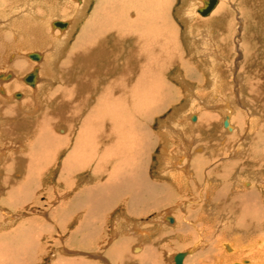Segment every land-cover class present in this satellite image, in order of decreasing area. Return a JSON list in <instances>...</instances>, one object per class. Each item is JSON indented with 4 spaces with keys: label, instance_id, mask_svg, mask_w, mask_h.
Masks as SVG:
<instances>
[{
    "label": "bare ground",
    "instance_id": "6f19581e",
    "mask_svg": "<svg viewBox=\"0 0 264 264\" xmlns=\"http://www.w3.org/2000/svg\"><path fill=\"white\" fill-rule=\"evenodd\" d=\"M43 1L47 3L43 6L47 14L59 16L49 22L48 35L45 24H41L42 26L38 24V20L44 19L40 17L42 11L37 6L39 0L34 2L22 0V5L14 13L12 11L6 21H0V65L6 61L12 69L7 70L9 72H0V133L4 131L8 136L13 134L15 138L18 136L20 138L22 133L25 134V137L24 134L21 136L22 141H16L17 145L9 147L6 151L2 150L0 171L3 169L6 174L12 170L16 181L20 177L23 179L25 173H31L33 169L42 168L43 162L55 158L54 164L59 165L57 174L61 179L57 183L67 185L70 182L68 184L70 187L77 170H83L88 164L90 165L88 180L83 181L84 175H82L78 183L83 182L85 186L90 183V185L83 187L80 184L82 187L76 189L73 196H67L64 202L58 204L59 208L56 211L75 210L81 214L90 211L87 220L92 221L90 228L93 234H96V231L99 233L101 227L99 224L110 219L109 215H106L109 205L114 202L113 199H116L117 204L120 199L125 198L123 206L127 210V214L123 211L116 219L117 222L115 221L118 227L115 230L117 234L119 231H124L119 227L123 217L126 218L130 214L131 219L135 221L134 213L144 215L147 208L159 209L163 205L175 203L179 216L174 231L180 236L179 244L183 245L182 248H187L191 244L201 245L199 248L201 251L193 250L189 258L186 256V259L183 254L182 264H191V262L264 264V173L256 174L255 180H246L241 174L243 169H240L249 163L248 153L256 154L259 160H264V148L262 150L260 148L264 145L261 139L264 134V102H260L262 100L260 90L264 89H260V84L251 79L250 74H247L243 67L241 73L236 74L235 82L232 81L238 99L242 102L248 100L244 103L248 107L245 112L248 113L249 120L244 111L240 112L230 104L226 105L227 107L216 104L224 96L227 97L224 86L226 83L224 84L223 80L226 74L225 67L220 65L226 61V58L223 59L221 56V44L212 37V29H207L208 31L203 33H209L211 38H214L211 39L212 49L207 56L210 58V61L208 59L206 62L208 69L204 71L206 73L204 75L211 83L209 93H206L203 85L197 82L198 75L189 68L185 69L183 74L177 70L180 73L177 78L181 77V88H174L175 86L173 87L170 82L164 81L165 67L168 64H177L180 67L179 61L183 59L182 51L177 48L179 39L175 20L170 18V7L167 6L170 0H99L93 8L92 15H88L87 11L94 0H70L73 4L69 0H54L56 4L53 0H50L51 4L48 3L49 0ZM197 1L199 0L192 5L194 0H186L185 6L177 9V16L185 24L187 31L191 21L197 20L196 14L200 16L199 10L204 9L210 0L202 1L203 8L195 7ZM216 2L208 15H201L205 18V22L200 24H213L218 19L214 15L220 16L223 0ZM190 5L193 10H189ZM60 23L63 26H56ZM80 24L83 27L79 33L77 32L78 37L75 42L71 44ZM6 28L9 29L6 30L7 33L4 31ZM238 35L239 44L243 37L241 38V33ZM198 37L199 34L192 39L198 41ZM196 45L199 43L197 42ZM49 47V51L53 53L48 57L46 52ZM19 49H26L28 53L21 55ZM196 50L198 55L206 58L203 54L205 49L197 46ZM14 53L15 58L12 59L11 55ZM33 55L39 58H32ZM57 65L60 74H57V71L55 74L52 71L46 72L48 68H57ZM32 74L34 80L30 84L26 79ZM186 78L189 79L186 81ZM22 81L25 86H29L28 89L24 87ZM190 81L198 86H192ZM228 84L231 85L229 82ZM232 88L229 91L233 90ZM15 92L22 93L15 94ZM234 92L231 94L234 95ZM177 93L178 96L180 94L184 96L186 102L184 106L189 105L192 111L186 114L184 109L179 110L180 106L176 110L177 115L174 110V116L169 119L173 124L164 122L163 132L157 135L152 129L153 120L168 107V103H172V99L175 100ZM247 95L251 98L248 99ZM228 97L231 100L233 98ZM17 112L21 113L18 118L23 119L17 118L18 122L15 124L13 121L17 117ZM184 114L186 118L183 117ZM180 116L184 118L183 127L179 122ZM258 116L263 120L261 126L258 125L257 120H252ZM11 118L14 120L12 121ZM241 118L243 121L240 123ZM238 124L241 126L240 130ZM64 127L70 129V135ZM181 127L184 129L179 133ZM236 131L242 136L239 144H233L232 141L237 139ZM176 133L180 134L178 141L186 147L173 145L174 139L171 141L169 135ZM163 138L165 146L161 150L160 172H158L162 176L156 180L149 173V161L155 148L163 143ZM203 138L204 142L207 138L213 143L216 139L217 152H213L208 145L203 144ZM249 138L251 141L248 143L246 141ZM199 143L200 145H197ZM67 150L65 159L61 163H56L60 161L61 153ZM13 158L16 165L11 168ZM91 165H95L94 169ZM259 168L260 165L256 167ZM244 171L246 175L249 173L248 170L244 169ZM99 177L101 182L99 180L96 183L95 178ZM6 179L2 180L3 183ZM20 184L22 181L20 183L16 181L11 189L7 188L10 192L7 193L6 190L4 195L9 198L15 196L17 192L19 203L23 205L27 199L29 201L31 192L30 188H25L27 190L21 193L20 188L24 186L20 187ZM2 187L4 185L0 184V192L4 190ZM73 187L75 186L70 188ZM38 188L40 189V185ZM57 193L59 194V191ZM163 193L166 194L164 198ZM178 199L181 201H176ZM186 199L189 203L182 204L181 202ZM4 214L8 215L6 212ZM85 215H81L79 223L77 222L79 231L84 229L83 225L86 224ZM163 217L169 225L177 222L173 216ZM31 226L29 229L33 230ZM127 231H125L126 235ZM136 232L140 233L135 231V234ZM123 233L119 236L121 238L119 242L113 244L114 247L108 248L107 245L109 250L105 249L104 259L108 258L115 264H149L155 260L154 257L139 255L136 256L138 258H133L131 253L139 254L142 249L133 247L132 252H128L126 242L122 240L125 237ZM30 234V240L18 244L17 249L13 248L12 243L6 245L4 241L5 244L0 247V264H14V260L22 264L34 261L37 237L34 238L36 236L34 231ZM128 234L131 235L129 232ZM29 236L23 232V239ZM95 237L85 236L87 242L91 240L89 238L95 239ZM7 238H10V235ZM85 238L81 240L83 245L86 243ZM86 249L83 252L77 251V255L68 256L72 257L70 259L63 258L64 263L93 264L80 255L86 254ZM155 251L156 248L152 250V256L157 254Z\"/></svg>",
    "mask_w": 264,
    "mask_h": 264
},
{
    "label": "rangeland",
    "instance_id": "374dc122",
    "mask_svg": "<svg viewBox=\"0 0 264 264\" xmlns=\"http://www.w3.org/2000/svg\"><path fill=\"white\" fill-rule=\"evenodd\" d=\"M98 1L99 0H94L93 3H91L89 5L90 8L87 11L88 15H90V14L92 15L93 8L95 7V4L98 3ZM202 1L203 0L197 1L199 5L197 4V6L195 5V7L203 8L204 6L202 4H204V3ZM33 2H34V0H33ZM39 2H37V3H39V5H37V6H38L39 10L42 11V13L40 14V17L42 16V18H44V19L41 21L38 20V22H39L38 24L39 25L45 24V30H46V33L48 35V24H49V22L55 18H59V16L55 15V14H52V15L47 14L46 13L47 10H45L43 7L45 4L47 5V3L43 0H39ZM51 2L52 1L49 0L48 3L51 4ZM69 2L71 4H73L70 0H69ZM185 2H186V0H170L169 2H167L168 8L170 7V18L175 20L174 24L176 25L177 30L179 31V32L177 31V37L179 39V42H178L179 45L177 44V46H178L177 48L180 52L182 51L183 59L179 61L180 67L177 64H175V65L168 64L165 67V69L163 71V80L170 82L173 87L175 86L174 88H181V86H182V83L180 82L181 77L177 78L180 75L179 71H177V70H180L183 74L185 69L189 68L191 70H194V72L198 75V81L197 82L200 85H203V89L205 88L206 93H209L210 88H211L210 87L211 83H209V81L207 80V76L204 75V73L208 69V63H206V62L208 61V59L210 61V58H208L207 56L210 55V50L212 49L211 39L215 38L214 39L215 41L216 40L220 41V42H217V41L216 42L221 44V50L220 51H222V53H221L222 58L223 59L226 58L225 59L226 61H224V63H221L220 65L222 67H225L224 73H226V74L224 75V79H223L224 84L225 83L228 84V82L231 84L230 86H229V84L224 85L226 88L227 97L228 96L233 97L235 95L233 97L235 99L233 100V98H232L233 101L231 100L230 97L227 98L224 96L223 98L218 100V103L216 102V104H219V105L224 106V107H227L228 104H230L236 110L239 109L240 112L247 111L246 109H248V107L245 106L244 102H247L248 100L246 99V101L242 102L240 99H238V94L236 92V88H235L233 82H235L236 74L241 73L242 67H243L246 70V73L250 74V76L249 75L248 76L251 77V79L256 80V82H258L260 84V86H261L260 89H264V88H262V87H264V0H223V3L220 6V11H219L220 16L214 15L215 18L218 17L219 21L217 19V20H215V22L213 24H207V23L200 24L201 22H205V20H204L205 18H202L201 15L199 16L196 14L197 20H195L193 22L191 21L190 28L188 29V31L186 30V27H184L185 24L177 16V9L182 8V6H185ZM195 2H196V0H194L192 5L195 4ZM53 3L56 4V1L54 2V0H53ZM8 5H11V6L8 7ZM20 5H22V0H4V1L0 0V11H1L0 21H3V22H4V20L6 21L9 18L11 12L13 11V13H14V11L17 10ZM74 5H75V3H74ZM201 5H202V7H201ZM6 8H7V10H6ZM34 8H36V7H34ZM69 10L71 11L72 9H69ZM189 10H193L191 8V5L189 7ZM38 17H39V15H38ZM79 27L77 28L76 33H74L73 39L71 40V44H73L75 42L74 40L77 39V37H78L77 35L83 26L81 27V24H80ZM178 27H179V29H178ZM207 29H212L213 34H211V35L214 38H211V35L209 33L203 34L204 31H208ZM6 30H9V29H7V28L4 29V31L7 33ZM180 32H181V34H180ZM240 33H241V38L243 37L242 38L243 40L241 41V43L238 44L237 43V41L239 40L238 34H240ZM198 34H199V37L197 38L198 41L192 39L193 37H195ZM197 42L199 43V45H196ZM222 42L224 45L223 47H222ZM197 46H199L200 49H202V48L205 49V52L203 53V54H205L204 55V57H206L205 59L203 57H201V55H198L199 54L198 50H196ZM180 47H181V49H180ZM47 50H45V52L47 51L46 53H47V56L49 57L53 52L49 51L50 47ZM19 51H20L19 53L21 55L28 53V51L26 49H19ZM257 54H258V56H257ZM13 55H15V53L12 54L11 57ZM250 56H252V57H250ZM14 58L15 57L13 56L12 59H14ZM60 63H59V66H61ZM225 63H227V64L225 65ZM244 64L246 65L245 67H244ZM59 66L57 65V68H53V67H51V69L48 68L46 70V72L52 71L53 74H55L57 71V74L58 73L60 74ZM9 67H10L9 63H7L6 61L3 62L0 65V72H9L7 70H12ZM232 67H234V68H232ZM195 69L197 70V72L195 71ZM259 69L261 72L258 71ZM256 73H258V74H256ZM261 73H263V75ZM176 74H177V76H176ZM255 75H256V78H255ZM44 78L47 80V77L44 76ZM203 78H205L206 80ZM188 79L186 78V81ZM201 79H203V80H201ZM261 81H263V82H261ZM201 82H202V84H201ZM189 83L193 84L192 86L197 85L192 81H190ZM262 83H263V85H262ZM22 84L24 85V87H26L28 89L29 86L28 87L25 86L26 84L23 81H22ZM231 88L233 90L229 91V89H231ZM231 91L232 92L235 91L234 95H232L233 93ZM260 92H262V94H261L262 100L260 102H264V98H263L264 97V90H260ZM18 93H22V92H15V94H18ZM178 95H179V93H177L176 97H174L175 100L172 99L171 100L172 103H168V107L165 108L164 111H162L159 114V116L154 118V120H153L154 122L152 123V129L157 135L159 132H163L162 126H163L164 122H166V123L169 122L168 124H171V125L173 124L171 122V120H169V119H171V117L174 116V112L176 110H178L180 106L181 107L179 110L184 109L185 110L184 112L186 114H190L188 112L192 111L189 105L187 107L184 106L186 103L184 96H181V94H180V96H178ZM248 95H247V98L248 97L251 98V96H248ZM13 100L15 101L14 98H13ZM211 102L213 103V100ZM175 107L177 109H174ZM217 112H218V110H217ZM175 113L177 114V111ZM218 113H220V112H218ZM19 114H21V113L17 112V117L14 118L15 120L13 118H11L12 121L14 120L13 121L14 123L18 122L17 118H18ZM186 114L183 115V117L185 116L184 118H186ZM245 114L248 115L247 112H245ZM247 115H246V118L248 119L249 115L248 116ZM183 117L180 116V119H179V122H181L182 127H183V120H184ZM224 118H225V115L223 114L222 119L224 120ZM254 118L255 119H252V120H257L258 125H260L261 121H263L261 119L262 117L258 116V117H254ZM22 119L20 118V120H22ZM3 121H4V118H3ZM241 121H243L242 118H241V120H239V122L241 123ZM160 122H162V123H160ZM237 126H238V129L240 130L241 126L239 124ZM247 126L249 127V125H247ZM182 127L179 128V130L184 129ZM248 127H247V129H249ZM64 128L67 129V132L69 131V135H70V129L68 127H64ZM16 133H18V131H16ZM172 133H173V131H172ZM179 133H182V130L179 131ZM179 133L169 135V139L170 140L174 139L173 141L172 140L171 141H172V143L174 142L173 145H176L177 147L178 146L186 147V145H184L178 141V138L180 135ZM23 134L24 133H22V135ZM63 134H64V132H63ZM214 134H216V133L214 132ZM235 134L234 135H235V137H237V139H232L233 144L234 143L239 144V140L242 138V136L240 135V133L238 131H236ZM19 135H21L20 132H19ZM263 135H262L263 138L261 137L262 141H264ZM21 136H20V138H19V136H18V138H15V137H13V134L8 136V134H6L4 131H2L0 133V155H1V153H3L2 150L6 151V149H8L9 147L17 145L15 143H17L18 141H20V140L22 141ZM23 137H25V134ZM220 138L222 139L221 135H220ZM211 141L212 140H209L206 138L205 139L206 143H205L204 138H203V144L208 145V148L210 147L213 152H217V148L215 146H216L218 141L216 139H215V143H213ZM250 141L251 140L249 138L246 142L249 143ZM19 143H21V142H19ZM197 145H200V143ZM164 146H165V140L163 138V143L159 144V146L157 148H155V150L151 154V159L149 161V163H150V165H149V171L150 172L149 173H150L151 177L153 179H156V180H158L159 178H161L160 176H162L158 172H160V170H159L160 169V159L159 158L161 155L162 147H164ZM263 146L260 147L261 150H262V148H264ZM67 152H68V150L66 152H64L63 154L61 153L60 161L56 162V163H61L65 159L64 155H67L66 154ZM248 156L250 159L249 163H247V165L242 164L243 166L240 169H243V172L241 174L244 177V179H246V180H250V179L255 180L256 174H263L264 173V160L263 161L259 160L256 157V154H249L248 153ZM14 159L15 158L12 159L13 162L11 163L12 164V166H10L11 168L15 167V165H16L14 163ZM54 159L55 158H53L52 160L43 162V164H42L43 170H42V168H39V169L37 168L35 170L33 169L31 171V173L30 172L25 173V177L23 176V179H22V177H20L21 180H20V178L18 179L20 181L16 180L18 183H20L22 181V184H20V187L24 186L23 188H20L21 193L24 190L25 191L27 190L25 188H30L29 191L31 193L29 195L31 197L29 196V198H30L29 201L27 199V202H25L23 205L21 203H19L20 200H18V195H16L17 192L15 193V196L9 197V198L4 195V194H6L5 192H6L7 188L11 189V186H14V183L16 182L14 180V179H16V178H14L16 176L12 173L13 171L10 170L6 174H4L5 172H3V169H2V171H0V173L3 172V174L2 173L0 174V184H2V186L4 185V187H2V189H4V190H2V192H0V244L3 243L0 245V247L3 246L5 243H6V245L8 243H12L13 248L17 249L19 247V245L23 244L24 241L27 242L28 240H30V236H29V235H31L30 232L32 233L34 231V234L36 235L34 238L37 237L36 238L37 239V242H36L37 245L34 249V261L29 262L27 264H58V262L60 264H66V263H64L65 261H63V258L70 259L72 257L69 258L68 256L77 255L78 254L77 251L80 250L81 252H83L84 249L90 248V247H91L90 249H86V250L91 251V252L88 253L86 251V254L81 253L80 254L81 257L86 258V260L88 259V261L93 263V264H115L111 260H109L108 258L104 259L103 253H104L105 249L109 250V249H107V247H108L107 245H109L108 248H110V247H114L113 244H116L117 242H119V240L121 239L119 236L122 232H124L123 234L125 235L124 239H122V240H125L126 247H127V248L126 247L125 248L128 250V252L131 253L132 252L131 248H133V247H141V249H142V251L139 254L132 252L131 253L132 257L138 258V257H136L138 255L139 256H145L148 258L154 257L155 260H153L149 264H175V258L178 254H185V258L187 259V257L188 258L190 257V253L193 252V250L197 249L194 252L201 251L199 249L201 245H197V246L195 245L194 246L191 244V245H188L187 248H182L183 245L179 244L180 241H178V240H179L180 236L176 231H174V228H176L178 225V216H179V211L176 208L175 203L174 204H166L165 206L163 205V207L159 208V209L147 208L145 210V214H144L145 216L140 214V213H134L133 212L135 215V221L131 219L132 217L130 214L126 218L123 217L121 219V221H123V222H121L120 225L119 224L118 225H119V227H122L123 229L122 228L121 229L124 231H122V232L119 231L120 233L118 232V234H117V233H115L116 232L115 230H117L118 227H116L115 221H116V219H118L119 216H121L123 211H125V213H126L127 210H125V207L123 206L125 203L124 202L125 198L120 199L119 202H117V204L115 201L116 199H113L114 202H112V204L109 205V207L107 209L108 213L106 215V216L109 215L108 217H110V219L106 222H103V220H102L103 223L101 222L102 224H99L101 226L99 233L95 230L96 234H93L92 233L93 231L91 230V228H88L89 225L85 224V223L83 225L84 229L79 231V228H78L79 226H78L77 222L79 223V221L81 219L80 218L81 215H85V213L81 214V212H78L75 210H71L72 212L66 211V209H59V211H56V209L58 210V208H59L58 206L60 205V203L65 201V198L67 199V196H70V195L73 196L74 192L76 193V189L82 187L81 185H83V182L78 183L82 179V175H84L83 181L88 180V174L90 173V171H88V170H89L90 165L87 164V166L83 170H77L78 172L75 174V177L72 178L71 181H73V182L70 185V187L71 186H75V187L70 188L68 185L70 182L67 185L65 183H61V184L57 183V181L59 182V181H61V179H59V174H57V173H59V169H58L59 165L56 166L54 164V161H55ZM236 160L238 161V157H236ZM190 161H192V158ZM217 165L218 164H216L215 167H217ZM259 165L261 168L256 169V167ZM94 166H92V169H94ZM49 169H52V170L49 171ZM244 169L249 171V173H247V175L244 173L245 172ZM8 173L10 176L8 175ZM41 173H43V174H41ZM54 173L57 175L55 176ZM53 174H54V176H53ZM4 175L7 177V179H6V177H4ZM21 175L22 174H20V176ZM46 175H48V177H46ZM8 176L10 178H8ZM79 176H81V177H79ZM11 177L13 179H11ZM76 177H79V178H76ZM238 177H239V175H238ZM4 178L6 179L5 183H3V181H2V180H5ZM51 179H53V180H51ZM97 179H98V181H97ZM97 179L95 178L96 183L99 182V180L101 182V177H99ZM31 181H33V182L31 183ZM38 181H39V183H37ZM23 184H25V185H23ZM31 184H32V186H31ZM38 184L40 185V189L39 188L37 189V187H39ZM78 185H80V186H78ZM89 185H90V183L87 184V186H89ZM87 186L83 185V187H87ZM56 187H57V190H55ZM68 187H69V189H68ZM65 188L67 190H65ZM9 189L7 190V193L10 192ZM57 191H59V194L57 193ZM62 194H64V195H62ZM164 195L166 197V194L163 193V198H164ZM188 198H190V196H188ZM191 200L192 199H190V201ZM176 201L179 202L181 200L178 199ZM181 203L182 204L183 203L188 204L189 200H187V199L183 200V202H181ZM113 204H114V206H113ZM5 212L9 216L5 215L4 214ZM67 212H69V213H67ZM165 215H169L171 217L173 216V218L176 219L177 222L173 225L167 224L164 221V217H163ZM157 217H159L158 220H156ZM75 218L78 220H76ZM85 218H86V215H85ZM151 218H152V220H151ZM130 220L134 223L132 224V222H130ZM113 224L115 227L113 226ZM30 225H32L31 227L33 230L29 229ZM138 225H141V226L138 228V227H136ZM129 226H131L133 228H130ZM90 227H91V224H90ZM141 227H142V229H141ZM134 228H136V230ZM126 229L129 231H127ZM75 231H77V232H75ZM125 231H127V235H126ZM135 231H138L140 233L136 232V234H135ZM141 231H142V233H141ZM23 232L26 234V236H29V237H27L26 239H23ZM128 232L131 233V235L133 237L130 234H128ZM7 234L10 235V238H7V236H8ZM140 234H142V235H140ZM143 234H145L144 235L145 237L143 236ZM85 236L86 237L87 236L88 237H91V236L95 237L96 236V237H95V239L89 238L91 240H89V242H87L88 240H86ZM139 236L143 237L144 239L142 238L143 240H141V238ZM115 237H117V238H115ZM146 237H148V238H146ZM158 237H160V238H158ZM31 238H33V236H31ZM84 238H85L86 243L83 245V244H81V240H83ZM70 239H71V241H70ZM135 239H137V240H135ZM138 239H139V242H138ZM4 241H5V243H4ZM136 241H137V243H134ZM146 241H147V243H144ZM149 241L150 242L154 241V242L150 243ZM154 245H155V247H154ZM83 247H85V248L83 249ZM155 248H156L155 252H157V254L152 256L151 255L152 250H155ZM59 250H62V252ZM97 251H98V253L96 254ZM52 252H54V253H52ZM203 252L205 253V251H203ZM203 254L200 256L201 259H202ZM20 255H22V252H20ZM95 255L98 257H96ZM93 256H95V257H93ZM66 257H68V258H66ZM59 259H61V260H59ZM207 259H209V258H207ZM14 262H15L14 264H16V262H17V264L18 263L22 264V262L20 263V261H18V260H14ZM191 264H195V263L191 262Z\"/></svg>",
    "mask_w": 264,
    "mask_h": 264
},
{
    "label": "water",
    "instance_id": "95a60500",
    "mask_svg": "<svg viewBox=\"0 0 264 264\" xmlns=\"http://www.w3.org/2000/svg\"><path fill=\"white\" fill-rule=\"evenodd\" d=\"M216 0H210L208 1V3L206 4L204 9L199 10V13H201V15L206 16L210 13V11L212 10V8L216 5ZM56 26H63V24H56ZM32 58L38 59L39 57L37 55H33L31 56ZM34 80V75H29L26 79V82L28 83H32ZM183 254H178L175 258V261L177 264H182V260H183Z\"/></svg>",
    "mask_w": 264,
    "mask_h": 264
},
{
    "label": "crops",
    "instance_id": "0c3cea01",
    "mask_svg": "<svg viewBox=\"0 0 264 264\" xmlns=\"http://www.w3.org/2000/svg\"><path fill=\"white\" fill-rule=\"evenodd\" d=\"M85 214H86V219H85V220H86V224H88V225H89L88 228H90V224L92 223V221L89 222V221L87 220L88 215L90 214V211L87 210V213H85ZM164 221H165V219H164ZM166 223H167V222H166ZM88 228H87V229H88Z\"/></svg>",
    "mask_w": 264,
    "mask_h": 264
}]
</instances>
